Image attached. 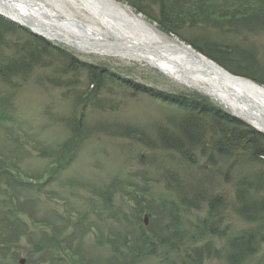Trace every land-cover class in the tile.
Instances as JSON below:
<instances>
[{
    "label": "rangeland",
    "instance_id": "374dc122",
    "mask_svg": "<svg viewBox=\"0 0 264 264\" xmlns=\"http://www.w3.org/2000/svg\"><path fill=\"white\" fill-rule=\"evenodd\" d=\"M119 1L170 41L223 52L235 74L264 78V13H245L247 1L188 0L207 13H187L177 32L160 25L155 0ZM9 24L0 25V264H181L207 247L203 264H231L232 241L250 231L259 253L245 247L232 264H264V140L227 146L223 122L188 120L174 98L228 110L156 67L61 46L73 60ZM183 121L204 132L198 144Z\"/></svg>",
    "mask_w": 264,
    "mask_h": 264
},
{
    "label": "bare ground",
    "instance_id": "6f19581e",
    "mask_svg": "<svg viewBox=\"0 0 264 264\" xmlns=\"http://www.w3.org/2000/svg\"><path fill=\"white\" fill-rule=\"evenodd\" d=\"M36 2V7L47 13H38L35 8L34 13H31L32 8L28 6L30 2L27 0H0V12L10 18L17 17L16 19L27 22L35 30L50 37H57L58 41L70 46L74 45L68 40L71 36L80 40L87 48L102 49L97 46L103 45L104 41L113 44V48L102 50L103 53L160 68L174 81L188 89L202 92L228 110L229 115L253 126L260 133L257 134L258 140H264V80H261L264 78L254 75L238 76L225 68V65L215 60L214 62L204 54L201 55L199 49L191 44L188 45L190 48L184 50L175 48L177 43L162 36L143 15L136 14L130 7L117 0ZM63 3L74 7L78 13L64 12ZM72 3H75V6ZM18 4L28 12L24 13L23 9L16 6ZM77 4H81V7H76ZM12 11L20 13H9ZM160 45L163 48H158ZM202 136L204 138V132ZM251 143L252 141L246 148L254 149V143ZM240 144L246 145L243 142L230 143L231 146Z\"/></svg>",
    "mask_w": 264,
    "mask_h": 264
},
{
    "label": "trees",
    "instance_id": "16d2710c",
    "mask_svg": "<svg viewBox=\"0 0 264 264\" xmlns=\"http://www.w3.org/2000/svg\"><path fill=\"white\" fill-rule=\"evenodd\" d=\"M245 1H247L248 3L244 8L250 7V9L247 10L245 13H264V1H262L261 4H259L257 2L254 3L253 0H245ZM155 3H156L157 8H158L157 9L158 13H161V17L159 18L160 19L159 20L160 25L163 28H167L169 31H173V32H177L178 29L182 28V24L180 23V21H182L183 19L189 18L187 13H207L205 11V9H203L207 6L204 4L200 5L201 2H199L200 4L198 3L195 5H191L190 1H188V0L187 1L186 0L181 1V2H174V0H155ZM208 4L210 6V4H212V3H210L208 1ZM192 6H193V8H192ZM202 6H205V7H202ZM136 9L138 10V12L148 13L145 9L144 10L139 9V8H136ZM208 12H211V10H208ZM179 13H182V14H179ZM0 25L10 26L9 22L7 23V21H5L1 17H0ZM34 38L38 42L42 43V45H44L45 48H47V47L48 48L49 47L54 48L55 47L52 45V43H50L46 39L39 38V37H34ZM195 48L199 49V51L201 53L205 54L210 59L215 60L216 62H219L220 64H223L225 66L228 65L227 63L225 64V63L221 62V60H220V58L224 57L225 53L219 52L218 55L213 53L214 55L212 57V53L210 54L200 47L199 48L195 47ZM58 49L61 53H63V55H67L68 57H71L73 59V57L70 55V53H68L65 49H63V48H58ZM225 68L229 69L228 67H225ZM88 69H89L90 73L95 74V72H94L95 69L93 67L90 66ZM18 71H19V69L14 70L12 68L11 72H8V73L14 74V73H17ZM247 74L253 76V74H251L249 72ZM253 78H255V77H253ZM254 80H256L258 82L257 78H255ZM91 82L93 85L95 84V82H93V81H91ZM137 87H138V90H140V91L150 92V96L152 94V96L156 97V99L158 98L162 101H164L166 99V97L163 95V93H156L155 91L146 89L143 86H137ZM171 104L175 105L179 110H182V112H184L185 117L188 120L193 119L196 116L200 115V116L207 118V119L211 118V120L214 121L213 124H211L213 127L214 126L221 127V122H223L225 128L222 130H224L225 133H227V134H225V135H227V137H226L227 138V141H226L227 146L230 143L231 144H239V143L243 142L246 144L247 143L250 144L251 141H252V143H253V141H258L257 134H260L258 131L254 130L252 127L245 124L244 122H241L240 120L236 119L235 117H232L226 111L215 107V105L210 106V105H207L206 103H201V102H196V103L187 102V101L182 100L180 97L174 98L173 103H171ZM219 117L221 120H218ZM209 122H210V120H209ZM194 123H195V119H194ZM188 124L189 123H187L186 121H183L181 128H182L183 132H185L188 135L190 134L192 136L193 132H194V134L196 133L197 138H199L196 141L198 144L200 137H202V135H201L202 131L199 127L194 126V125H193V127L190 126L188 128ZM229 128H231V130ZM217 129H220V128H217ZM191 136H189V137H191ZM198 136H200V137H198ZM65 149H67V147H65ZM62 150H63V152H65L64 148ZM259 156H264V154L263 155L259 154ZM71 157L72 156H70V158ZM59 161L61 162V160H59ZM65 163H68V162H65ZM242 196H244L243 193H239V198H241ZM260 242H258L256 247L254 248V238L252 236L251 231L244 233V234H241L240 236H237L236 239H234L232 241L231 246H230L232 248V252H231L232 254L229 258L230 263L231 264L233 262L235 263L240 258L246 259L243 256V254L245 253V247H247V250L249 249V253H247L248 255L258 254L260 251V248H259V246L261 245ZM209 254H210V248L209 247L206 248V253H204L203 250H201V249H195L192 251L190 257L186 256L183 263L181 261V264H203L205 257H207V255L209 256Z\"/></svg>",
    "mask_w": 264,
    "mask_h": 264
},
{
    "label": "water",
    "instance_id": "95a60500",
    "mask_svg": "<svg viewBox=\"0 0 264 264\" xmlns=\"http://www.w3.org/2000/svg\"><path fill=\"white\" fill-rule=\"evenodd\" d=\"M29 1L30 3L28 4V6H30V8H32V12L33 13V9L35 8L36 11H39L38 13H47L45 10V12L43 10H41L40 8H37V2L36 0H27ZM73 4V3H72ZM75 6V3L73 4ZM17 7H19L21 10H22V7L18 5H16ZM62 7L65 9L64 12H71V10L66 6V4L63 3ZM76 7H81V4H77ZM24 12V11H23ZM1 13V12H0ZM9 13H20L18 11H15V12H9ZM2 16H4L5 18H7L9 21H11L12 23L14 24H17V25H20L22 27H25V28H28L32 31L33 34L37 35V36H41V37H44V38H47L49 40H52V41H58L59 39L56 37H50L49 35H46L44 32H40L38 30H35L30 24H28L27 22H23V21H20L18 19H16L17 17L15 18H10V17H6L4 14H0ZM27 18V17H26ZM68 40L74 44L72 45L73 47L81 50V51H84V52H94V53H102L103 51L102 50H107V49H110V48H113L114 45L113 44H108L106 41H104L102 44L103 45H98L97 47H100L102 49H97V48H87V46L84 44V43H81L80 40H78L77 38H75L74 36H71L68 38Z\"/></svg>",
    "mask_w": 264,
    "mask_h": 264
}]
</instances>
